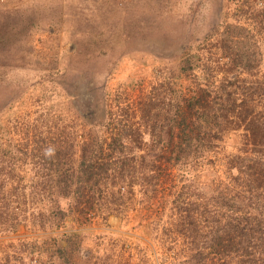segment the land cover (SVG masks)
<instances>
[{
  "label": "rangeland",
  "instance_id": "obj_1",
  "mask_svg": "<svg viewBox=\"0 0 264 264\" xmlns=\"http://www.w3.org/2000/svg\"><path fill=\"white\" fill-rule=\"evenodd\" d=\"M252 84L264 0H0V264H264L260 242L218 245L217 194L244 185L230 168L241 128L187 164L158 140L199 89ZM96 133L109 177L64 193L54 173L75 172ZM257 194L246 211L264 222Z\"/></svg>",
  "mask_w": 264,
  "mask_h": 264
},
{
  "label": "trees",
  "instance_id": "obj_2",
  "mask_svg": "<svg viewBox=\"0 0 264 264\" xmlns=\"http://www.w3.org/2000/svg\"><path fill=\"white\" fill-rule=\"evenodd\" d=\"M228 84L231 85L232 83ZM263 87L264 85L252 84V86L240 90L241 93L238 96L236 95L237 91L226 92L224 95L216 91L213 96L210 89L201 88L187 101L183 99V105L176 104L171 108L173 111H169V115L172 116L170 120L173 123L167 122V125H165L170 126L169 139L165 142L161 138L158 139L163 144L162 147L170 151L168 158L164 156L166 163H170L171 165L176 163L187 164L188 161L201 157L202 153L197 154L195 152L196 156L191 155L193 154L191 153V149H193L194 145L195 150L217 152L221 147L220 145L223 142L224 136L241 128V139L237 137L240 141L237 149L238 152L230 160V168L236 167L239 179L243 176L244 185L246 186L239 184L241 190L239 189L234 192V196L228 195L226 192L217 194V203L219 205L216 207L217 214H220V217L228 216L230 218V221L226 225V237L219 238V248L232 250L231 246H234V248L237 246L235 250L241 254L246 253L243 251L242 246L247 249V247L252 248L253 244H257V242L264 244V222L259 220L253 222L250 213L246 211L250 209L252 202L258 201L257 192L264 191ZM230 98L233 99L229 100ZM176 100L179 102L180 96ZM260 101L261 105L258 104ZM120 131L118 130V132ZM98 136L101 135L94 134L93 141L81 145L79 150L80 161L75 172H70L68 168L54 173L53 176L58 182L56 186L60 187L59 189L64 193L71 191V186L77 184L79 186L74 191H84L85 188L89 189L91 187V183L96 184L102 178L109 177L108 172L112 165L104 157L103 151L105 149H103V144L105 140L95 141L100 139ZM115 137L113 140L121 141L120 137ZM62 145L65 148V145ZM69 147L68 149H61V151L68 150L69 152L64 158L59 157L62 159L61 162L65 160L66 163L67 161L66 164L69 163L72 153ZM159 158L161 160L163 156L160 155ZM147 166L148 168H153V164L151 163ZM119 168L114 174L115 177L113 176L112 178L122 175L123 171ZM145 168L147 167L145 166ZM166 170L168 171L169 169L162 170V173L165 174ZM236 179L237 177L234 180L236 181ZM90 208L91 205H89L88 209ZM185 212L186 210H183V213H179V220L182 219V224H184L187 218L185 217ZM230 232L235 233L232 235Z\"/></svg>",
  "mask_w": 264,
  "mask_h": 264
}]
</instances>
